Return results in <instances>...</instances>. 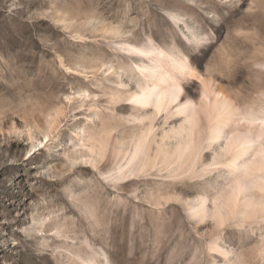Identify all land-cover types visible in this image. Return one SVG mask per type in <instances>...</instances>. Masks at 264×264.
Listing matches in <instances>:
<instances>
[{"label": "rangeland", "instance_id": "rangeland-1", "mask_svg": "<svg viewBox=\"0 0 264 264\" xmlns=\"http://www.w3.org/2000/svg\"><path fill=\"white\" fill-rule=\"evenodd\" d=\"M224 2L0 0V264H69V251L85 253L86 237L106 250L111 264H211L208 243L218 228L211 218H191L185 202L208 193L213 174L106 181L97 167L76 160L85 151L76 132L110 129L131 140L137 110L129 102L110 104L108 97L137 84L132 65L139 59L118 42H177L202 68L214 38H223L224 19L217 20L214 8L227 16L239 12ZM169 11L205 27L211 39L190 42L186 23H176ZM59 16L66 25L55 20ZM110 63L118 74L108 73ZM229 70L219 76L221 86L247 93L248 70ZM119 75L130 87L119 85ZM59 112V130L47 141L48 120ZM99 166L109 173L111 158ZM40 218H47L43 229ZM240 234L252 233L227 225L219 242L237 248Z\"/></svg>", "mask_w": 264, "mask_h": 264}, {"label": "bare ground", "instance_id": "bare-ground-1", "mask_svg": "<svg viewBox=\"0 0 264 264\" xmlns=\"http://www.w3.org/2000/svg\"><path fill=\"white\" fill-rule=\"evenodd\" d=\"M224 3L235 6L239 12L227 16L214 8L217 20L224 19L223 38H214L217 43L208 50L202 68L177 42L169 47L157 44L151 38L139 45L126 39L118 42L123 50L138 57L139 61L132 65L138 79L137 84L130 87L119 75V85L130 88L110 95L108 102L114 105L131 103L137 110L138 129L131 140L126 141L113 130L86 134L88 130L81 126L76 135L83 140L85 151L76 160L82 159L97 167L106 181L119 182L131 176L160 173L170 178L191 179L209 178L213 174L217 182L215 172L209 175L201 170L213 162L224 164L228 160H216V151L208 145L202 147L206 127L214 128L226 116H232L236 121L233 131L241 135L250 131L257 140L249 160L247 180L235 184L228 178L216 194L210 196L207 192H199L187 198L185 209L196 221L211 218L218 228L208 243L211 264H264V159L260 155L264 152V139L261 138L264 131V0H225ZM168 13L176 23H186L187 38L193 44L198 46L211 39L210 31L205 27L195 28L180 12ZM55 20L67 24V19L62 16ZM117 33L122 36L119 30ZM239 68L248 70L251 87L247 93L225 89L219 83L218 78L225 71ZM116 69L113 64L108 65V73L118 74ZM153 92V103L145 106L144 97ZM182 98L183 104L176 109L174 102L180 103ZM185 104L190 106V115H178L185 111ZM60 118L59 112L48 120L47 141L59 130ZM29 135L34 148L36 136L31 130ZM107 156L112 163L109 173L99 166ZM39 220L43 229L47 218ZM227 225L252 234H240L237 248L224 247L219 242V234ZM57 230V235L61 236L60 227ZM83 246L85 253L68 252L69 264H111L106 250L98 248L89 237L83 240Z\"/></svg>", "mask_w": 264, "mask_h": 264}, {"label": "snow or ice", "instance_id": "snow-or-ice-1", "mask_svg": "<svg viewBox=\"0 0 264 264\" xmlns=\"http://www.w3.org/2000/svg\"><path fill=\"white\" fill-rule=\"evenodd\" d=\"M155 93L144 97L145 106L153 103ZM183 104V98L180 103L174 102V107L179 109ZM185 111L183 113H177L178 115H190V106L184 105ZM159 112V107H158ZM235 118L232 116H226L220 122L216 124L214 128L206 127V138L203 141V145H208L212 150L217 152L216 160H225L228 162L224 164L213 162L206 168L202 169L203 174H211L215 172L217 174V182L215 184L208 185L209 195L216 194L219 191V187L222 183H227L228 178H231L235 184H240L242 181L247 180V172L250 168L249 160L252 159V153L255 151V145L257 140L252 133L245 132L241 135L237 131H233V124ZM261 138L264 139V131H262ZM261 158L264 159V152L261 154ZM231 187V185H229Z\"/></svg>", "mask_w": 264, "mask_h": 264}]
</instances>
